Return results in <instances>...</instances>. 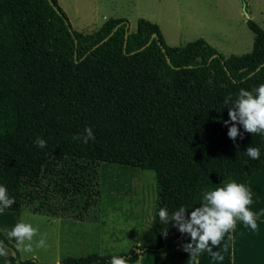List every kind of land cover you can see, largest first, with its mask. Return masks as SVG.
Segmentation results:
<instances>
[{"label":"trees","instance_id":"obj_1","mask_svg":"<svg viewBox=\"0 0 264 264\" xmlns=\"http://www.w3.org/2000/svg\"><path fill=\"white\" fill-rule=\"evenodd\" d=\"M245 23L251 49L224 56L202 38L169 46L159 25L143 17L125 39L124 17H108L86 32L72 29L58 0H0V184L15 200L6 210L22 207L24 186L53 157L152 170V244L141 241L140 251L123 261L177 248L178 264H188L189 234L174 226L171 213L183 206L186 220L201 206L203 191L225 180L245 185L264 167V134L239 121L223 123L239 89L264 84V28ZM233 123L238 131L230 138ZM85 127L94 139L82 143ZM248 147L260 157L249 158ZM160 208L167 222L159 219ZM0 241L15 252L0 260L57 264L21 258L1 230ZM115 256L68 255L60 264H109Z\"/></svg>","mask_w":264,"mask_h":264},{"label":"rangeland","instance_id":"obj_2","mask_svg":"<svg viewBox=\"0 0 264 264\" xmlns=\"http://www.w3.org/2000/svg\"><path fill=\"white\" fill-rule=\"evenodd\" d=\"M58 5L74 30L89 32L106 17H124L129 31H134L137 19L143 17L159 25L169 46L202 38L224 56L251 49L253 33L247 19L264 28V0H58ZM255 187L254 211L262 190L264 198V181L258 190ZM23 192L25 199L57 216L69 215L46 217V222L36 224L46 243L38 248L41 259L33 256L38 261L57 263V256L61 260L90 253L120 256L138 247L132 244L135 239L152 244L151 217L157 198L152 170L53 157ZM255 264H259L256 259Z\"/></svg>","mask_w":264,"mask_h":264},{"label":"clouds","instance_id":"obj_3","mask_svg":"<svg viewBox=\"0 0 264 264\" xmlns=\"http://www.w3.org/2000/svg\"><path fill=\"white\" fill-rule=\"evenodd\" d=\"M224 103H228V97H225ZM232 103L234 107L228 109V120L223 123L228 124L229 120L239 121L246 131L264 134V84L256 86L251 91L239 89ZM237 131V126L233 123L228 127L227 135L230 138L235 137ZM79 139L82 143L94 139L92 129L85 127ZM34 143L37 147L43 148L45 140L37 137ZM246 155L258 159L260 151L256 147H248ZM201 199V206L193 208L186 220L183 218V206L171 213L172 220L176 222L174 226L179 231L189 234V242L183 245V250L189 253L188 264H199L198 257L203 252H207L213 260H222L223 256L216 246L225 233H229L235 227L237 219L252 230L257 228L256 214L248 207L252 203V193L244 184L229 180L223 186L203 191ZM14 202V198L9 196L6 188L0 184V213L9 209ZM157 215L162 222H167L168 213L164 208H160ZM35 233L36 229L23 221L6 230L7 237H14L16 247L21 249L23 246L21 250L26 253L32 251L31 242ZM162 235L166 236L167 233L163 232ZM35 245L37 248L45 247V239L41 237ZM214 247L216 250H213ZM6 256L5 247L0 246V258ZM109 264H123V260L112 257Z\"/></svg>","mask_w":264,"mask_h":264},{"label":"crops","instance_id":"obj_4","mask_svg":"<svg viewBox=\"0 0 264 264\" xmlns=\"http://www.w3.org/2000/svg\"><path fill=\"white\" fill-rule=\"evenodd\" d=\"M262 177H264V167L254 171L245 184V186L252 193V203L250 204L249 208L256 214L257 228L255 230H252L246 226L245 229L244 224L237 219L235 227L231 229L229 233H225L224 237L216 246L219 249L220 254L223 256V259L213 260L207 252H203L198 257L199 264H255V259L259 261V264H264V198H261L263 190L258 195V198L256 200L257 202H259V207L257 205L258 208L256 207L254 211V188H252V185L254 184L257 186L255 187V189L258 190L259 186H261V182L264 181V179H260ZM227 182L228 181L226 180L222 181L211 187L209 190L214 189L217 186H223V184ZM59 214L61 216L55 215V212L49 211L44 206H38L34 200L24 199V203L19 210H5L4 212L0 213V230L3 231L8 241L18 250L21 258L36 256V258L41 259L35 242L39 240L42 235L37 230L36 224L39 221L46 222V217L55 218V216H57L58 219L69 218V215L67 214ZM81 218H83V215L79 217V221L83 220ZM19 221L30 223L36 229V233L34 234L31 242V252L26 253L22 251L21 249L23 246H21V249H18L16 247L15 238H9L6 235V230H10ZM255 236L257 237V241L255 239ZM25 243L28 242L25 241ZM133 243L139 246L140 241L139 239H135L134 241H132V244ZM0 246L5 247L7 256H14L15 252L12 247L6 245L3 241H0ZM216 247H214L213 250H216ZM55 260V262L60 264V258L58 256L55 258ZM0 264L13 263L5 260H0ZM123 264H178V249L173 248L163 252L147 251L139 254L133 262L123 261Z\"/></svg>","mask_w":264,"mask_h":264},{"label":"water","instance_id":"obj_5","mask_svg":"<svg viewBox=\"0 0 264 264\" xmlns=\"http://www.w3.org/2000/svg\"><path fill=\"white\" fill-rule=\"evenodd\" d=\"M245 15H246V17L248 18V15L245 13ZM117 28V26H115L114 28H113V30L112 31H114L115 29ZM112 33V32H111ZM110 33V34H111ZM129 33V30L127 29L126 30V32H125V39H126V37H127V34ZM109 34V35H110ZM108 35V36H109ZM108 36H106V37H104L101 41H104L105 39H107L108 38ZM155 36V34L153 33L152 34V36H151V38H150V40L147 42V44L151 41V39H152V37H154ZM126 41V40H125ZM125 41H124V46H125ZM167 61L169 62V59L167 58ZM264 63H262L261 65H263ZM260 66H258L256 69H258ZM140 251V248H139V246L138 247H134L133 249H132V252H130V253H128V254H123V255H120V256H116L117 258H121L122 260L123 259H125V258H128V257H131V256H133L134 254H136L137 252H139ZM57 264H59V263H57Z\"/></svg>","mask_w":264,"mask_h":264},{"label":"bare ground","instance_id":"obj_6","mask_svg":"<svg viewBox=\"0 0 264 264\" xmlns=\"http://www.w3.org/2000/svg\"><path fill=\"white\" fill-rule=\"evenodd\" d=\"M261 180H263L264 178L262 177V178H260ZM258 183V182H257Z\"/></svg>","mask_w":264,"mask_h":264}]
</instances>
